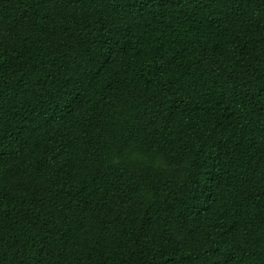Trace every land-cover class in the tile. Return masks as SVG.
<instances>
[{
  "label": "trees",
  "instance_id": "obj_1",
  "mask_svg": "<svg viewBox=\"0 0 264 264\" xmlns=\"http://www.w3.org/2000/svg\"><path fill=\"white\" fill-rule=\"evenodd\" d=\"M0 264H264V0H0Z\"/></svg>",
  "mask_w": 264,
  "mask_h": 264
}]
</instances>
